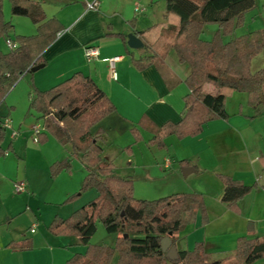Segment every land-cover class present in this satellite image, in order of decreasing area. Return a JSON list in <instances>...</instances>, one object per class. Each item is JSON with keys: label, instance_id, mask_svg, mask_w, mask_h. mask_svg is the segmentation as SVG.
Here are the masks:
<instances>
[{"label": "trees", "instance_id": "trees-1", "mask_svg": "<svg viewBox=\"0 0 264 264\" xmlns=\"http://www.w3.org/2000/svg\"><path fill=\"white\" fill-rule=\"evenodd\" d=\"M3 1L0 0V40H10L16 46L7 51L0 49V62L6 69L4 72L0 66V103L22 74L31 73L34 65L45 64L41 53L62 29L55 17H46L44 0H9L12 15L27 17L36 25L34 34L11 36L13 25L4 19ZM164 3L163 20L139 33L144 54L132 61L136 69L142 70L162 62L173 50L178 62L189 68L185 78L188 92L183 97L179 121L161 125L151 122L149 141L158 147L164 145L166 136H194L206 122L227 119L226 101L234 92L246 93L248 105L255 109L264 106V66L251 70L252 59L264 50V27L223 40L224 35L242 24L255 0H164ZM207 24L219 27L209 40L201 37ZM208 85L213 86L212 90ZM28 110L37 114L43 134H51L68 147L69 156L53 162L50 174L69 170L74 158L85 169L78 191L67 196L64 203L88 189L97 191L95 198L68 217L55 216L48 225L53 234L77 233L79 242L86 247L85 251L70 256L65 264H248L264 258V237L240 236L230 253L215 259L201 242L192 249L179 247L180 232L194 223L198 214L202 224L207 221L203 196L178 192L155 199L135 197L133 178L117 174L113 160L102 155L103 131L95 127L116 107L90 76L76 72L49 89L33 88ZM5 117L8 116L0 118V144L5 137L1 126ZM3 154L0 147V156ZM262 163L264 166V159ZM218 176L224 183L221 201L230 208L257 187V183L245 184L226 174ZM97 222L107 232L116 234L113 246L90 242ZM248 229H253L251 222ZM167 236L177 249L174 259H169L161 249V241ZM31 244V239L24 238L12 246L28 249Z\"/></svg>", "mask_w": 264, "mask_h": 264}, {"label": "crops", "instance_id": "crops-1", "mask_svg": "<svg viewBox=\"0 0 264 264\" xmlns=\"http://www.w3.org/2000/svg\"><path fill=\"white\" fill-rule=\"evenodd\" d=\"M91 1L44 0L46 17H55L62 29L41 53L45 64L35 72L25 73L29 86L46 90L76 72L90 76L116 107L95 127L103 131L102 155L113 160L115 172L118 170L116 157L126 155L127 163H137L135 149L140 146V165L135 166L140 168L141 199L178 192H196L203 196L207 221L202 224L198 214L195 222L180 232L179 247L192 249L201 242L215 259L230 253L240 236L263 238L264 142L258 131V120L262 116L258 117L256 109L248 105L247 94L234 92L228 97L227 119L206 122L202 131L194 136H166L164 145L158 147L149 141L151 122L161 125L179 121L183 97L188 92L185 78L189 68L177 61L175 53L169 52L162 62L136 69L132 61L144 54V47L130 48L126 35L134 33L140 38L141 31L162 21L164 0H98L97 8L88 9L86 3ZM31 24L29 27L24 23L28 32L18 34H34L36 25L32 21ZM88 47H95L98 56L88 57ZM113 57L119 59L112 69L108 59ZM14 99L12 97L7 109L0 112V118L12 117L11 109L18 105ZM12 124L15 128L13 120ZM16 129L19 135L15 138L5 130L9 132V141L0 144L3 151H7L0 156V204H10L6 200L13 199L12 202L20 205L18 209H22L23 205L29 207L34 201L40 211L41 195L45 204L58 205L75 193L85 175L78 159L72 160L69 170L54 176L50 174L53 162L69 156L68 147L43 134V127L38 141L33 143L21 135L20 125ZM41 141L43 143L39 144ZM183 169L188 172L186 175ZM219 174L245 184L257 183V187L230 208L221 201L224 183ZM18 181L25 183L24 196L15 198L11 195L22 193L14 191ZM16 211L8 213L15 215ZM250 222L251 230L248 229ZM33 225L36 226L32 223L29 227L32 235L36 233L35 229L30 231ZM248 264H264V258Z\"/></svg>", "mask_w": 264, "mask_h": 264}, {"label": "rangeland", "instance_id": "rangeland-1", "mask_svg": "<svg viewBox=\"0 0 264 264\" xmlns=\"http://www.w3.org/2000/svg\"><path fill=\"white\" fill-rule=\"evenodd\" d=\"M4 19L13 24L11 36L14 34L28 32V27L24 23H28L31 27L29 18L22 16H13L10 11V1H3ZM163 6V5H162ZM24 21V23L22 22ZM264 27V0H255V6L247 11L244 15L243 22L238 27L234 28L230 34L224 35L223 40H229L236 36H240L250 31L261 29ZM217 24H207L201 33L203 39H211L218 30ZM21 33V34H22ZM25 34V33H23ZM8 44L3 38L0 40V49L7 51ZM174 55V51H170ZM168 55L170 53L168 52ZM178 61V60H177ZM264 66V50L258 53L251 62V70L255 71ZM26 74H22L14 86L5 94L0 103V112L7 109V104L12 97H15L17 107L11 109L15 128L20 125V133L23 137H27L33 143L32 132L30 127L34 122L42 126L41 121L36 119L37 114L33 111H28L29 93L32 92L31 86L28 84ZM211 85L208 89L212 90ZM15 111V114L13 112ZM256 114L259 118V133H261L264 142V106L256 109ZM53 137L51 134H48ZM54 138V137H53ZM9 141V132H5V137L1 144H6ZM42 144L43 141L38 142ZM136 162L127 163L126 155L116 157L117 174L123 176H131L134 180L136 188L135 197L140 198V168L135 165H140V146L136 147ZM124 154V152H123ZM76 159V158H75ZM82 164V163H81ZM78 191V190H77ZM76 191V192H77ZM22 193H14L13 197L18 198L24 196ZM97 196V191L94 188L88 189L76 197L73 201L64 203L59 202L58 205L45 204L44 197L41 195L43 204L38 205L32 201L31 206L23 205L22 209H18L20 205L12 201L6 200L8 203L0 204V264H65L66 260L75 252L85 251V246L79 242L77 233L72 234H53L48 230V225L53 220L54 216L68 217L75 208L83 206L86 202ZM52 202V201H51ZM73 206H75L74 209ZM32 208V209H31ZM17 210V211H16ZM19 210V212H18ZM16 211L15 215L8 213ZM36 214V215H35ZM38 219H37V218ZM35 223L36 233L32 235L29 232V227ZM24 237L31 238L32 244L28 249L14 248L12 245L18 241L24 240ZM90 242L92 244H106L113 246L116 242V234L109 233L105 230L101 222H97V229L92 236Z\"/></svg>", "mask_w": 264, "mask_h": 264}, {"label": "built area", "instance_id": "built-area-1", "mask_svg": "<svg viewBox=\"0 0 264 264\" xmlns=\"http://www.w3.org/2000/svg\"><path fill=\"white\" fill-rule=\"evenodd\" d=\"M98 3H99L98 0H93L91 2H87L86 7L88 9H95V8H97ZM6 42L8 44V47L13 48L16 46V44L10 40H7ZM86 54L88 55V57H97L99 53L95 47H88V48H86ZM118 59H119V57H113V58L108 59L109 65L112 69L114 68V64ZM114 75H115V73H113V76ZM1 126L5 130H9L11 132L12 138H15L19 135V131L13 127L12 120L9 117H5L2 119ZM31 129L33 132V141H38V136L41 133L42 126L39 124H34ZM4 154H7V151H4ZM24 190H25V183L23 181H18L14 184V191L15 192H22ZM34 229H35V225H33L31 227L30 231L34 232Z\"/></svg>", "mask_w": 264, "mask_h": 264}, {"label": "water", "instance_id": "water-1", "mask_svg": "<svg viewBox=\"0 0 264 264\" xmlns=\"http://www.w3.org/2000/svg\"><path fill=\"white\" fill-rule=\"evenodd\" d=\"M127 38V45L130 48L133 49H141L144 47V42L142 41L141 38H139L136 34L134 33H128L126 35ZM0 66H2V70L5 72L6 69L3 66V63L0 62ZM43 66V64H37L31 67L30 71L31 72H35L36 70H38L39 68H41ZM185 169H183V175H186L188 172L184 171ZM126 236V235H125ZM161 249L166 253V256L169 259H174L177 257V249L174 245H172L171 239L169 236L165 237L164 239H162L161 241Z\"/></svg>", "mask_w": 264, "mask_h": 264}]
</instances>
